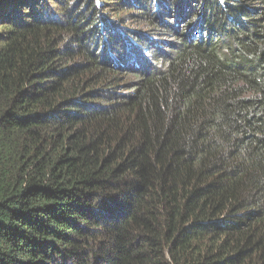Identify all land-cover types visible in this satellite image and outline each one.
<instances>
[{"label":"trees","instance_id":"obj_1","mask_svg":"<svg viewBox=\"0 0 264 264\" xmlns=\"http://www.w3.org/2000/svg\"><path fill=\"white\" fill-rule=\"evenodd\" d=\"M50 1L0 0V264H264V0Z\"/></svg>","mask_w":264,"mask_h":264},{"label":"rangeland","instance_id":"obj_2","mask_svg":"<svg viewBox=\"0 0 264 264\" xmlns=\"http://www.w3.org/2000/svg\"><path fill=\"white\" fill-rule=\"evenodd\" d=\"M62 0H60L59 2H61ZM55 2L57 3L58 1L55 0ZM104 3H105V13L107 15V17L110 19V20H115V17L117 15V12L118 9H119V5L117 4L116 0H104ZM47 5H48V9L52 8V7H55V10L61 12L62 11V7H58L59 5L57 4H54V2L50 1V0H47ZM125 15V14H123ZM58 19H65L62 15H58L57 16ZM126 26L127 28H129L130 30L131 29H134L133 25L131 23H127ZM126 32V31H124ZM127 35V34H126Z\"/></svg>","mask_w":264,"mask_h":264}]
</instances>
